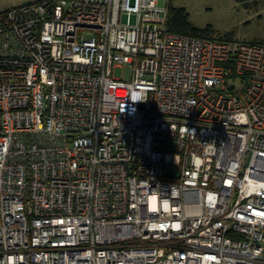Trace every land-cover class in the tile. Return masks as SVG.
Masks as SVG:
<instances>
[{
    "label": "built area",
    "instance_id": "built-area-1",
    "mask_svg": "<svg viewBox=\"0 0 264 264\" xmlns=\"http://www.w3.org/2000/svg\"><path fill=\"white\" fill-rule=\"evenodd\" d=\"M168 19L0 10V264H264V44Z\"/></svg>",
    "mask_w": 264,
    "mask_h": 264
},
{
    "label": "rangeland",
    "instance_id": "rangeland-1",
    "mask_svg": "<svg viewBox=\"0 0 264 264\" xmlns=\"http://www.w3.org/2000/svg\"><path fill=\"white\" fill-rule=\"evenodd\" d=\"M28 0H0V10ZM165 4L166 0H160ZM177 16L184 9L188 22L208 36L233 42L264 44V0H169ZM135 16L131 22L135 23ZM118 77H130V68L115 70Z\"/></svg>",
    "mask_w": 264,
    "mask_h": 264
},
{
    "label": "trees",
    "instance_id": "trees-1",
    "mask_svg": "<svg viewBox=\"0 0 264 264\" xmlns=\"http://www.w3.org/2000/svg\"><path fill=\"white\" fill-rule=\"evenodd\" d=\"M238 1H246V0H238ZM176 9L169 5V19H168V28L174 32L184 33L195 36H208L206 30H200L192 26L185 15L184 9H179L178 14L174 17V13ZM227 39V38H222Z\"/></svg>",
    "mask_w": 264,
    "mask_h": 264
},
{
    "label": "crops",
    "instance_id": "crops-1",
    "mask_svg": "<svg viewBox=\"0 0 264 264\" xmlns=\"http://www.w3.org/2000/svg\"><path fill=\"white\" fill-rule=\"evenodd\" d=\"M28 1H30V0H28ZM18 4H20V3H18ZM13 5H17V4H13ZM12 6V5H11Z\"/></svg>",
    "mask_w": 264,
    "mask_h": 264
}]
</instances>
